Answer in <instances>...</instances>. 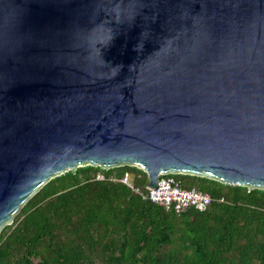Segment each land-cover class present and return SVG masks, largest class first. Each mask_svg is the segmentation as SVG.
<instances>
[{"label": "water", "instance_id": "1", "mask_svg": "<svg viewBox=\"0 0 264 264\" xmlns=\"http://www.w3.org/2000/svg\"><path fill=\"white\" fill-rule=\"evenodd\" d=\"M87 164L264 189V0H0V232Z\"/></svg>", "mask_w": 264, "mask_h": 264}, {"label": "trees", "instance_id": "2", "mask_svg": "<svg viewBox=\"0 0 264 264\" xmlns=\"http://www.w3.org/2000/svg\"><path fill=\"white\" fill-rule=\"evenodd\" d=\"M125 173L145 189L135 165L87 164L52 178L0 232V264H264V189L170 173L212 197L206 210L178 214L143 199Z\"/></svg>", "mask_w": 264, "mask_h": 264}, {"label": "built area", "instance_id": "3", "mask_svg": "<svg viewBox=\"0 0 264 264\" xmlns=\"http://www.w3.org/2000/svg\"><path fill=\"white\" fill-rule=\"evenodd\" d=\"M98 178L104 177L98 175ZM121 181L135 189L143 199L158 203L166 209H173L178 214L191 207L204 211L212 202V197L209 194L196 188H182L174 178L167 175L159 179L156 188H150L146 185L144 190L134 187L129 173H125Z\"/></svg>", "mask_w": 264, "mask_h": 264}, {"label": "rangeland", "instance_id": "4", "mask_svg": "<svg viewBox=\"0 0 264 264\" xmlns=\"http://www.w3.org/2000/svg\"><path fill=\"white\" fill-rule=\"evenodd\" d=\"M162 176H164V175H162ZM162 176H161V177H162Z\"/></svg>", "mask_w": 264, "mask_h": 264}]
</instances>
